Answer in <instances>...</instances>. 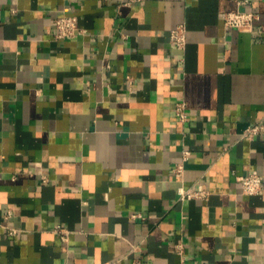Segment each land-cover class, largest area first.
<instances>
[{"label":"crops","instance_id":"obj_1","mask_svg":"<svg viewBox=\"0 0 264 264\" xmlns=\"http://www.w3.org/2000/svg\"><path fill=\"white\" fill-rule=\"evenodd\" d=\"M258 121L264 0H0V264H264Z\"/></svg>","mask_w":264,"mask_h":264},{"label":"built area","instance_id":"obj_2","mask_svg":"<svg viewBox=\"0 0 264 264\" xmlns=\"http://www.w3.org/2000/svg\"><path fill=\"white\" fill-rule=\"evenodd\" d=\"M142 0H123V3L126 5L139 2ZM259 17V14L253 10H233L228 11L225 15V23L229 26H235L239 29L250 30L253 28L256 19ZM57 33L59 37L74 36L76 35L79 29L78 16L73 13H63L56 18ZM171 42L180 49H184L187 38H186V27L184 24H178L173 27L170 32ZM187 102L182 99L177 101L175 106V111L178 117L181 120H187L188 114L186 111ZM264 132V121H258L250 124L245 128L242 135L248 138H252L256 134ZM174 172L177 176H182L184 172V163H178ZM239 179L242 183L243 191L247 194L259 193L263 188V179L259 173L250 172L239 176ZM43 180H47V176L44 175ZM208 195V190L203 188H191L180 186L179 187V196L181 199L187 197H196V198H206ZM17 229H10V234H14ZM63 237L66 238L67 234L63 229ZM177 251L182 253L183 249L181 245H178Z\"/></svg>","mask_w":264,"mask_h":264}]
</instances>
